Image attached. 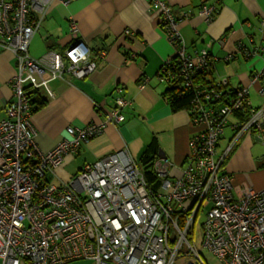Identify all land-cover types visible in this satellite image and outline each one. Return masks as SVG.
Instances as JSON below:
<instances>
[{
	"label": "built area",
	"instance_id": "built-area-1",
	"mask_svg": "<svg viewBox=\"0 0 264 264\" xmlns=\"http://www.w3.org/2000/svg\"><path fill=\"white\" fill-rule=\"evenodd\" d=\"M54 1L0 0V44L17 59L15 98L7 102L6 117L0 121V264H65L80 259L91 264H264V187H247L236 195L233 175L225 165L245 132L264 142V101L254 105L250 90L254 87L264 99V64L250 86L226 96L228 77L202 79L214 65V54L207 48L187 54L181 18L167 0H151L175 47L158 76L192 89L191 122L204 125L189 140L182 175L171 178L167 166L159 163L155 170L161 184L155 189L140 162L122 148L86 163L69 181L54 183L47 175L108 123L123 121L128 103L119 95L105 120L70 125L52 149L41 150L31 123L29 91L51 92L52 80L67 72L82 79L98 66L89 45L78 38L75 22L70 26L74 40L63 52L30 54L31 40ZM201 1L199 14L211 22L216 7ZM237 51L246 57L254 52L242 40ZM229 124L234 132L226 140ZM203 213L201 244L213 254V263L194 237Z\"/></svg>",
	"mask_w": 264,
	"mask_h": 264
},
{
	"label": "crops",
	"instance_id": "crops-1",
	"mask_svg": "<svg viewBox=\"0 0 264 264\" xmlns=\"http://www.w3.org/2000/svg\"><path fill=\"white\" fill-rule=\"evenodd\" d=\"M167 1L181 18L179 27L187 54L195 55L207 48L215 56L205 79L219 81L228 77L226 90L230 96L237 88L250 86L253 74L264 64V0H208L216 7L211 22L199 14L201 0ZM72 22L98 66L82 79L67 72L63 78L52 80L51 92L40 89L46 103L33 110L31 123L41 150L52 149L67 135L70 125L81 127L105 120L119 95L128 103L123 108L125 119L108 123L100 135L84 142L78 152L66 155L64 162L50 173L52 180L69 181L86 163L122 148H127L141 163L154 140L159 144L154 166L163 163L171 178L181 176L187 165L189 140L204 125L193 124L187 109L174 111L165 96L171 83L161 81L158 71L174 56L175 47L161 27L160 10L153 7L151 0H69L68 4L55 0L31 40L30 54L42 56L32 49L39 40L47 51L63 52L74 40ZM212 40L216 41L211 43ZM240 40L254 51L253 55L246 57L237 51ZM228 54L232 57L225 59ZM16 72L14 52L0 44V121L6 117L7 102L15 98L12 80ZM119 86L122 92L118 91ZM250 90L252 99L258 97V105L262 104L263 97L254 87ZM233 132L229 124L226 140ZM225 165L233 175L236 195L247 187L262 189L264 142L257 134L245 132Z\"/></svg>",
	"mask_w": 264,
	"mask_h": 264
},
{
	"label": "trees",
	"instance_id": "trees-1",
	"mask_svg": "<svg viewBox=\"0 0 264 264\" xmlns=\"http://www.w3.org/2000/svg\"><path fill=\"white\" fill-rule=\"evenodd\" d=\"M205 79V77H203ZM31 97L32 109H39L42 105L46 103V99L40 92V89L33 88L29 91ZM225 94L228 96V91ZM192 89L183 87L179 81H173L170 86L165 90V96L168 99L172 109L178 111L181 109L189 110L192 106L193 99ZM159 144L156 140L152 141L141 158V166L144 170L147 180L149 183L157 189L161 184V178L155 170V157Z\"/></svg>",
	"mask_w": 264,
	"mask_h": 264
},
{
	"label": "rangeland",
	"instance_id": "rangeland-1",
	"mask_svg": "<svg viewBox=\"0 0 264 264\" xmlns=\"http://www.w3.org/2000/svg\"><path fill=\"white\" fill-rule=\"evenodd\" d=\"M32 49L33 50L35 49L39 55H43V53H45L47 51L46 47H45V44L42 41H40V40L37 43H35V45H33ZM253 101L255 102L254 105L259 106L258 104H259L260 101L258 100V97L253 98ZM220 152H221V149H219V153ZM47 179L49 181L55 183V181L52 180V176L50 174L47 175ZM205 218H206L205 213H203L198 218V220L196 222V225H195L194 237H195V240L197 241V243L199 244L200 250H201L202 254L204 255V257L206 258V260L208 262H210V263H213L215 261L213 254L209 251V249L207 247H205V246H203L201 244L202 239H203L202 222H203V220ZM65 264H91V260H89V259H80V260H76V261H70V262H67Z\"/></svg>",
	"mask_w": 264,
	"mask_h": 264
},
{
	"label": "water",
	"instance_id": "water-1",
	"mask_svg": "<svg viewBox=\"0 0 264 264\" xmlns=\"http://www.w3.org/2000/svg\"><path fill=\"white\" fill-rule=\"evenodd\" d=\"M161 154H160V152H159V156H160Z\"/></svg>",
	"mask_w": 264,
	"mask_h": 264
}]
</instances>
